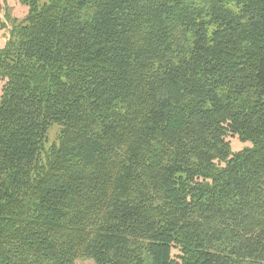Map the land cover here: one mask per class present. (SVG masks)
Instances as JSON below:
<instances>
[{"label":"trees","instance_id":"16d2710c","mask_svg":"<svg viewBox=\"0 0 264 264\" xmlns=\"http://www.w3.org/2000/svg\"><path fill=\"white\" fill-rule=\"evenodd\" d=\"M20 2L0 264H264V0Z\"/></svg>","mask_w":264,"mask_h":264},{"label":"rangeland","instance_id":"374dc122","mask_svg":"<svg viewBox=\"0 0 264 264\" xmlns=\"http://www.w3.org/2000/svg\"><path fill=\"white\" fill-rule=\"evenodd\" d=\"M27 13L28 8L24 6L20 0H0V18L6 23L5 28H0V50L5 47L13 26L23 21ZM2 85L3 81L0 80V92ZM58 131L59 130L55 127L49 132V140L51 143L57 139ZM230 143L233 152H239L247 147H251L250 143L242 142L237 137L231 138ZM76 264H93V262L91 260H78Z\"/></svg>","mask_w":264,"mask_h":264}]
</instances>
